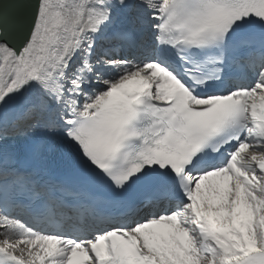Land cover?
Here are the masks:
<instances>
[{
    "label": "snow or ice",
    "instance_id": "6c2138e0",
    "mask_svg": "<svg viewBox=\"0 0 264 264\" xmlns=\"http://www.w3.org/2000/svg\"><path fill=\"white\" fill-rule=\"evenodd\" d=\"M0 264H264V0H0Z\"/></svg>",
    "mask_w": 264,
    "mask_h": 264
}]
</instances>
